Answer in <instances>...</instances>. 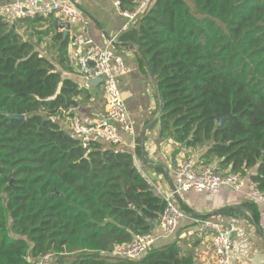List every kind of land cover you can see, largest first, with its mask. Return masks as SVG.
Masks as SVG:
<instances>
[{"label":"trees","instance_id":"16d2710c","mask_svg":"<svg viewBox=\"0 0 264 264\" xmlns=\"http://www.w3.org/2000/svg\"><path fill=\"white\" fill-rule=\"evenodd\" d=\"M115 1L124 13L146 4L125 48L156 88L151 126L179 147L208 145V166L264 193V0H192L194 10L186 0ZM21 23H46L62 55L69 45L51 17H0V264H36L48 254L59 264H193L177 243L140 259L114 256L153 234L167 203L134 153L105 143L84 149L55 121L92 95L23 39Z\"/></svg>","mask_w":264,"mask_h":264},{"label":"crops","instance_id":"0c3cea01","mask_svg":"<svg viewBox=\"0 0 264 264\" xmlns=\"http://www.w3.org/2000/svg\"><path fill=\"white\" fill-rule=\"evenodd\" d=\"M85 16V23L72 24L67 31L65 24L56 18L58 33L68 37L69 45L61 54V43L54 41L53 34L46 35V23L37 25L38 33L30 42L34 43L37 51L47 57L55 66L63 79H69L79 85V89H87L91 93L90 99L79 97V105L70 112H63L55 117V121L68 133L74 118L82 123L93 124L106 118V102L103 86H86V79L78 71L76 62L81 50L74 44L79 37H88L99 46L112 42L114 52L124 58L130 66V73L120 80L122 96L135 130V137L120 131L123 148L135 155V163L141 174L148 180L154 192L161 198L172 194L174 172L178 164L192 162L198 167H208V161L203 156L209 146L198 149L179 147L169 137H160L159 124L151 126L159 116V104L156 88L145 67L140 65L135 54L125 48L134 43L127 38L131 28L125 30L128 19L121 16L114 6V0H73ZM16 0H0V17L13 23L12 7ZM25 23L19 26V34L32 29ZM26 39V38H25ZM62 57V59H61ZM59 60V61H58ZM101 97L103 103L98 102ZM149 123V124H148ZM144 139L142 141V136ZM108 146L107 144H103ZM140 147L141 156L136 155L133 147ZM180 153L174 162L173 154ZM212 167L219 168L218 164ZM158 169H161L158 170ZM222 170V169H220ZM175 202L184 214L178 230L172 240L162 237L163 230L156 225L153 234L158 239V248L177 243L184 257H191L193 264H209L213 256L211 235L188 236V232L196 229L193 219H209L215 221L231 231L232 251L231 264H264V208L251 202L246 192H236L229 187H223L217 194L189 192Z\"/></svg>","mask_w":264,"mask_h":264},{"label":"built area","instance_id":"2783aa9c","mask_svg":"<svg viewBox=\"0 0 264 264\" xmlns=\"http://www.w3.org/2000/svg\"><path fill=\"white\" fill-rule=\"evenodd\" d=\"M150 0H148L149 2ZM118 13L128 19L125 30L132 27L138 17L143 14L146 4L141 5L133 13L121 11L120 2L114 0ZM13 19L24 20L36 17H54L63 24H84L85 16L73 0H16L12 7ZM76 47L81 50L76 65L82 77L89 80L103 79V95L106 102V118L93 124L82 123L74 118L71 124V134L80 141L84 149L94 143H105L112 146L122 144L120 131L135 137V130L130 120L120 88V80L131 71L129 64L118 56L112 46H99L88 37L76 39ZM86 86L87 83H86ZM136 150V147H133ZM223 187H229L236 192H246L248 199L260 204L264 208V193L247 177L220 171L216 167H197L192 162L178 164L174 172L172 194L165 197L166 209L161 217L160 226L164 233L175 234L179 227V220L184 214L176 205L175 199L182 198L189 192L217 194ZM196 229L188 232V236L211 235L213 256L209 264H231L232 240L231 231L221 224L209 219H193ZM156 243L154 234L137 235L128 247H117L114 256L125 259H140ZM48 254L39 258L36 264H48L53 258Z\"/></svg>","mask_w":264,"mask_h":264},{"label":"rangeland","instance_id":"374dc122","mask_svg":"<svg viewBox=\"0 0 264 264\" xmlns=\"http://www.w3.org/2000/svg\"><path fill=\"white\" fill-rule=\"evenodd\" d=\"M187 2H188V4L193 8V10H194V8H195V6H194V3H193V1L192 0H186ZM28 26H31L30 28L32 29L30 32H26V33H24V36H23V39H25V40H27V41H31V40H33V38L35 37L34 35H36L37 33H38V31H36L35 29H36V27H37V25H35V24H29ZM98 102H100V104L101 103H103V101L101 100V97H99L98 98ZM176 205H177V203H176ZM178 206V205H177ZM182 220V219H181ZM181 220H179V223H180V221ZM223 226V225H222ZM176 234V233H175ZM175 234H171V235H168V234H166V233H162V237H164V239L166 238V240H172V238L175 236ZM157 242H158V239H156V243H155V245H154V247H157L158 246V244H157ZM54 255V254H53ZM48 264H59V260L57 259V257L54 255L53 256V258H51V260H50V262L48 263Z\"/></svg>","mask_w":264,"mask_h":264},{"label":"water","instance_id":"95a60500","mask_svg":"<svg viewBox=\"0 0 264 264\" xmlns=\"http://www.w3.org/2000/svg\"><path fill=\"white\" fill-rule=\"evenodd\" d=\"M57 24H58V22H55V25H57ZM65 27H66V30L68 31L71 28V25L70 24H65ZM134 47L140 53L139 47H137L135 45H134ZM102 83H103V79L102 78H98V79H94V80L87 81V85L89 87H96V86L102 85ZM11 118H16V119H21V120L24 119L23 116H18V115L17 116H12ZM223 121H224V119H219L218 120L219 123H222ZM144 135H145V133L142 136V141L144 139ZM179 153H180V151L179 150H176L175 153L173 154L174 162L175 163H176V157H177V155ZM230 238H232V235H230Z\"/></svg>","mask_w":264,"mask_h":264}]
</instances>
